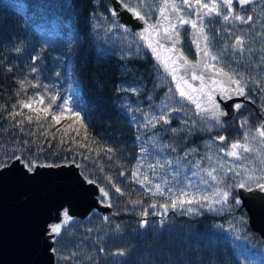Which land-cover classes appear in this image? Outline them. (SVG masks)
Instances as JSON below:
<instances>
[{"label": "trees", "instance_id": "16d2710c", "mask_svg": "<svg viewBox=\"0 0 264 264\" xmlns=\"http://www.w3.org/2000/svg\"><path fill=\"white\" fill-rule=\"evenodd\" d=\"M129 2L154 23L160 0ZM221 13L205 20L210 56L217 57L212 63L242 77L259 106V11L250 10L252 20L237 30ZM110 14V0H0V167L16 158L29 169L72 163L109 193L107 219L95 213L74 219L53 239L54 264H264V243L232 187L248 175L244 169H259V153H246L249 161L240 165L225 157L216 141L225 126L194 117L176 97L169 100L168 80ZM179 15L192 19L193 9ZM236 38L243 40L242 56L232 51ZM181 50L193 60L182 36ZM51 96L58 98L51 112L67 99L79 115L65 112L56 122L51 112L21 104L33 98L32 109H42ZM165 101L174 109L171 123L149 124ZM250 118L257 123L259 116L251 112ZM213 168L219 183L207 176ZM144 175L152 183L142 188ZM156 183L165 195H152ZM169 188L177 194L175 209ZM180 188L193 203H179ZM229 189L225 203L213 195Z\"/></svg>", "mask_w": 264, "mask_h": 264}, {"label": "water", "instance_id": "95a60500", "mask_svg": "<svg viewBox=\"0 0 264 264\" xmlns=\"http://www.w3.org/2000/svg\"><path fill=\"white\" fill-rule=\"evenodd\" d=\"M258 2L259 0H255L254 3L241 7L236 0H233V5L239 13H242L251 9ZM163 3L164 0H160L153 25L156 24L157 20L163 21L159 14ZM110 5L112 21L123 26L125 30L139 40L152 63L168 80L170 87L175 92V81L172 79L169 70L165 69L163 62L156 59L155 54L147 47V41L138 35L148 25L134 17L118 0H110ZM221 7L227 11L226 7L223 5ZM113 11L116 12L115 16L112 15ZM228 13L232 15L233 10L228 11ZM168 14L173 18L177 15L171 10ZM210 16L204 17L201 21L193 14V20L203 26L204 19ZM161 32H163L162 28ZM194 32L195 30L190 27L188 44L193 53V61L182 52L179 36L173 37V40L179 41L176 43L175 49L172 52L162 51L161 56L171 57L182 53L194 66L210 61V57L204 56L202 51L203 48H208L207 41L201 36L199 39L200 48L198 49L192 39ZM164 43L165 47L168 48L173 41H165ZM235 44L236 40L233 43L234 53L241 55L243 53L242 44L239 47H234ZM182 64L183 61L177 60L174 65H170V68L177 67L179 68L178 74L184 75L185 68L180 67ZM219 69L215 65V69L196 67L195 71L197 75L202 73L205 80H208L209 77L225 79L216 76V71ZM185 79L192 84L193 88H199L200 80H192L191 71L188 72ZM204 90L207 91V87ZM175 97L191 110L194 117L205 120L201 118L199 110L194 104L181 100L178 93L175 94ZM200 99L203 100L204 98L200 97ZM215 99L220 104L221 110L228 112L227 116H219L221 122L234 119L246 103L244 97L235 95L231 99L223 100L219 92L216 93ZM235 103H241L242 108L236 110L231 107ZM203 116L208 117L210 114L204 113ZM206 121L216 122L213 118ZM237 198L241 201L240 205L247 216L249 228L258 234L264 243V191L260 190L258 186L252 187L251 191L237 188ZM102 199L106 200V197L101 196L98 186L95 183H88L79 166L72 163L57 166L35 165L29 170L19 158H16L9 164L0 167V264H54L52 245L55 233L50 231L49 225L57 223L61 219V213L65 210L68 217L73 220H84L94 212L100 215L109 213L110 208L101 203Z\"/></svg>", "mask_w": 264, "mask_h": 264}, {"label": "snow or ice", "instance_id": "6c2138e0", "mask_svg": "<svg viewBox=\"0 0 264 264\" xmlns=\"http://www.w3.org/2000/svg\"><path fill=\"white\" fill-rule=\"evenodd\" d=\"M236 2L241 6L244 7L246 5L252 4L255 2V0H236ZM224 6L227 8V11H232V5L233 0H208V2H205V0H194V4L192 0H180V5L178 6L176 0H164L163 5L160 8V16L163 18V21L157 20L156 24H148V21L145 17V15H142L141 12L135 8L130 6L129 0H124V7L127 9L128 12H130L134 17L137 19L144 21L145 24L148 26L145 27L138 35L141 39L147 41V47L152 50V52L155 54L156 59L158 61H161L164 63L165 69L169 70L172 79L175 81V92L172 88L168 89V92L172 95L168 97L169 100H172L175 97V94L178 93L181 100H186L191 102L195 105V107L199 110V114L201 115L202 119H209L213 118L216 120L217 125L221 124V121L219 120V116H227L228 112L222 111L221 106L219 103H217L215 99V95L217 92H219L221 99L228 100L231 99L233 95L237 97H244V99H250L248 95H246L245 89L246 85L243 83V78H235L234 75H231L227 72H224L223 69H219L216 71L217 77H224L225 79H214L212 77H209L208 80H205L203 74L200 75L196 74V67L204 68V69H215V65L212 64L210 61H215L217 59L216 56H210V52L207 47L203 48V55L206 57H210V61H205L204 63H201L199 65H191L187 58L183 56L182 53L178 55H173L171 57H162L161 52H172L175 49L176 43H178V40H173V37L179 36V26L183 25H190L191 29H194L195 32L193 33V43L196 44V47L199 49V39L202 36V38L207 41L208 37L206 35H203L204 28L202 25L198 24L196 20L193 19H186L185 16L179 15L184 9H195L194 14L202 21L204 17L210 16L212 14H215L217 16H220L222 13L220 11L221 6ZM169 10L173 13H177V15L173 18L168 13ZM112 15L115 16L116 12L113 11ZM224 20H228L229 16L224 15ZM234 19L241 21L242 23H248L252 20V17L249 16L245 18L242 15H236ZM161 28L163 29V32H161ZM159 37V39H157ZM165 41H173L170 47H165ZM243 41L239 38L236 40V44L234 47H239ZM177 60L183 61V64L180 67L185 68V74L179 75V68L177 67H171L170 65H174ZM35 71V69H33ZM191 71V79L192 80H200V86L199 88H193L192 84L188 82V80L185 79V76L188 74V72ZM232 85H235V87H232ZM24 87V84L21 83V88ZM32 87H37V85H32ZM207 87V91L204 89ZM200 97H203L204 99L201 100ZM32 99L30 98L29 101H21V104L24 108H29L30 110H36V111H43L45 114H48L51 112V109L53 107V104H55L56 100L58 99L56 96L49 97V102L44 108H37L32 109ZM39 104H44V98L41 96L39 97ZM236 110H240L242 108L241 103H235L231 105ZM58 111L51 112V117L53 121L58 122L59 119L63 116L65 112L72 113L75 115H79V113L74 111V108L69 106V101L67 99H63L58 105H57ZM173 108L169 107V103L167 101L163 102L159 112L156 114H153L152 117L149 119V124L154 125V122L162 120L165 125L170 124L171 121L167 118L168 113H170ZM204 113H209L210 116L205 117L203 116ZM29 120H31V117H28ZM248 123L247 120H245L242 123V127ZM255 135L261 138V143L264 144V123H261L257 128ZM218 139L221 141V146L219 147V151L224 154L225 157L232 158L234 160H241V159H248V157L245 155L246 153H250L252 151L251 147L249 146L248 140H249V133L248 131H245L242 136L241 140H235L234 142H231L230 144H225V141L227 138L223 135L219 136ZM83 146V145H82ZM110 151V150H109ZM261 163L264 164V159L261 160ZM150 168H153L154 165L150 164ZM221 168H223V165H220ZM31 170V168L29 169ZM217 169L213 168L212 170L207 172V176L211 178L212 181H216L217 183L220 182V178H218L217 175H214V172H216ZM228 172H233L236 176H240L241 172L234 168H228ZM245 172H248V169H244ZM259 171L262 173L259 177L255 178L258 187L260 190L264 191V168L259 169ZM132 175L135 177L137 176V172H133ZM195 175V173H194ZM254 180V177L251 173H249L244 179H241L238 184L233 185L232 187H238L240 189H245L248 191H251L252 188L250 186V182ZM141 185V187H145L146 184H151L152 181L149 179L147 175H144L142 180L138 181ZM88 183H93L92 180H88ZM165 183H167L165 181ZM207 183V181H205ZM154 191L152 189H149V191H152L153 196H163L165 195L161 184L156 183L153 185ZM100 194L102 197H107L109 193L105 191L104 188H100ZM116 192H120V188L115 189ZM169 195L168 199L172 203L173 209L177 206V200L174 198L177 194L173 193L172 189H168ZM190 193L185 191L184 188H180L178 190V197H179V203L183 205L184 203L191 204L193 203L192 199L185 200L184 197L189 196ZM213 195L219 196L220 200L218 202L225 203L227 202L228 196L230 195V189L228 191H214ZM204 199H209V197H204ZM197 203H199V200H196ZM241 201L239 199L235 200L236 204H239ZM203 207V205H201ZM151 207L153 209L156 208L155 204H152ZM161 207L165 208V212L167 211V208L164 205H161ZM189 212L192 211L191 208L188 209ZM144 215L146 216L147 213L145 212ZM65 221L68 219L67 211L64 212ZM107 219V217H105ZM51 231L55 234L60 233V226L56 225L53 226ZM103 251V249H101ZM117 255L123 256L124 252L120 251L116 253Z\"/></svg>", "mask_w": 264, "mask_h": 264}, {"label": "flooded vegetation", "instance_id": "af4514ba", "mask_svg": "<svg viewBox=\"0 0 264 264\" xmlns=\"http://www.w3.org/2000/svg\"><path fill=\"white\" fill-rule=\"evenodd\" d=\"M193 4H194V2H193ZM255 8L258 9V11H259V45H258V53H257L259 56V99L257 100V103H259V106L253 104L250 99H245L246 103L244 104L241 112L238 113L234 119H231L227 122H221V124L218 125V127L221 125L225 126V134L223 135L227 138V140L225 141V144H230L231 142H234L235 140H238V139L242 141L243 133L245 131H248V133H249L248 143L252 149L251 153H259V155L257 156L255 161L259 163V169H261V168H264V164L261 163V160L264 159V144L261 143V138L256 136L255 132H256V128L261 123H264V16H263L264 15V0H259V2L256 5H254L251 9H248L247 11L242 12V13H239L237 11V8L235 7V5L232 6V10H233L232 15H230L228 13V11H226L222 7H221L220 11H223L225 15L229 16L228 20H224L226 23L231 22V21H234L236 23L234 25H235L236 30H237L239 28H243V24L247 25L248 23H250V21L248 23H242L241 21L234 19V17L236 15H242L245 18H247V17L251 16L249 11L254 10ZM193 14H194V9H193ZM212 16H215V14L204 19V22H203L204 35H206L205 20L211 18ZM182 28L183 27L179 26V28H178L179 32L182 31ZM189 29H190V27L188 29L185 27L184 30L182 31L183 34H185V35L179 34L180 40H181V36H182L183 38H186L187 42H188ZM239 39H241V38H239ZM235 40H237V38L234 39L232 42V51H233V43ZM242 46H243V53L241 55H237V56H242L244 54V44L243 43H242ZM233 53H234V51H233ZM192 55H193V53H192ZM191 61H193V60H191ZM251 112H253L255 115L259 116L257 123H252V118H250ZM245 120H247L248 123L246 125H244V127H242L241 125ZM203 121H206V120H203ZM206 122L213 123V124H215V126H217L216 122H209V121H206ZM231 133L234 134L233 138H231V136H230ZM252 140H254V141L252 142ZM216 141L221 146V141L218 138L216 139ZM257 142H258V145H257ZM250 158H252V157H250ZM235 161H238V163L242 162V160H235ZM248 161H249V158H248ZM244 162H245V160H244ZM261 174L262 173L259 171V176ZM256 186H258V185L256 184Z\"/></svg>", "mask_w": 264, "mask_h": 264}, {"label": "rangeland", "instance_id": "374dc122", "mask_svg": "<svg viewBox=\"0 0 264 264\" xmlns=\"http://www.w3.org/2000/svg\"><path fill=\"white\" fill-rule=\"evenodd\" d=\"M181 27H183L182 28V31L184 30V28L186 27L187 29L190 27V25H183V26H181ZM238 165H240V163H238V161H235ZM247 167V166H246ZM249 171H248V173L247 174H249V173H251L252 175H253V177H259V169H248ZM116 192V191H115ZM116 193H118V192H116ZM107 198H109V196H107ZM103 204L105 203L103 200L101 201ZM107 203H108V201H107ZM64 212L65 211H63L62 213H61V219L57 222V223H51L50 225H49V228H50V231H51V229H52V227L53 226H56V225H59L60 226V232L62 231V229H64V228H66L72 221H73V219L72 218H70V217H68V219H67V221H65V216H64ZM95 213V212H94ZM93 214V213H92ZM95 214H98V213H95ZM91 215V214H90ZM89 215V216H90ZM88 216V217H89ZM103 218H105V217H107L108 216V213H105V214H103V215H101ZM87 217V218H88ZM87 218L86 219H84V220H87ZM52 232V231H51ZM60 234V233H59ZM58 234V235H59ZM57 234H55V237L56 236H58Z\"/></svg>", "mask_w": 264, "mask_h": 264}]
</instances>
